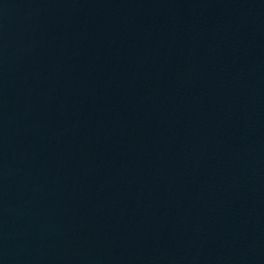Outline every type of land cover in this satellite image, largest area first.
Instances as JSON below:
<instances>
[{"label": "water", "instance_id": "water-1", "mask_svg": "<svg viewBox=\"0 0 264 264\" xmlns=\"http://www.w3.org/2000/svg\"><path fill=\"white\" fill-rule=\"evenodd\" d=\"M0 264H264V0H0Z\"/></svg>", "mask_w": 264, "mask_h": 264}]
</instances>
